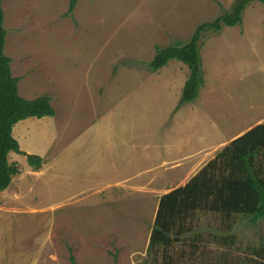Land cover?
Instances as JSON below:
<instances>
[{"label":"rangeland","instance_id":"obj_1","mask_svg":"<svg viewBox=\"0 0 264 264\" xmlns=\"http://www.w3.org/2000/svg\"><path fill=\"white\" fill-rule=\"evenodd\" d=\"M240 1L79 0L66 15L69 0H3L19 95L49 96L56 115L14 127L44 164L9 155L21 174L0 191V264L146 261L159 198L264 123V5L206 34L196 100L180 105L188 66L149 64ZM193 226L200 236L172 250L176 264H264V220L198 213Z\"/></svg>","mask_w":264,"mask_h":264},{"label":"trees","instance_id":"obj_2","mask_svg":"<svg viewBox=\"0 0 264 264\" xmlns=\"http://www.w3.org/2000/svg\"><path fill=\"white\" fill-rule=\"evenodd\" d=\"M254 1L264 5V0H241L231 13L199 25L187 43L156 48L149 64L153 72L174 60L190 70L180 105L196 100L204 85L201 47L206 34L241 25L245 10ZM78 2L70 0L68 14L74 12ZM2 3L0 0V191H5L13 178L21 174L19 165L9 161L10 153L25 155L35 172L44 164L41 156L21 150L13 135L14 127L31 118H52L56 111L49 96L25 99L19 95V80L13 77L12 60L5 52L7 30ZM198 213H212L226 219L244 216L253 224L264 220V123L224 145L184 186L159 198L146 261L142 264H176L172 250L188 241L193 243L200 236L193 226ZM257 256L264 258V247L257 251ZM71 261L77 264L73 255Z\"/></svg>","mask_w":264,"mask_h":264},{"label":"crops","instance_id":"obj_3","mask_svg":"<svg viewBox=\"0 0 264 264\" xmlns=\"http://www.w3.org/2000/svg\"><path fill=\"white\" fill-rule=\"evenodd\" d=\"M69 2H70V0H69ZM77 6H78V4H77ZM77 6H76V8H77ZM76 8H75V10H76ZM75 10H74V12H75ZM68 11H69V7H68ZM68 11L66 12V15H72V14L74 13V12H73V13H71V14H68ZM247 131H248V130H247ZM247 131H245L244 133H246ZM244 133H243V134H244ZM241 135H242V134H240L239 136H241ZM237 137H238V136H237ZM234 139H235V138H234ZM234 139H233V140H234ZM225 145H226V144H225ZM9 155H10V154H9ZM40 171H41V170H40ZM157 208H158V207H157ZM156 212H157V211H156Z\"/></svg>","mask_w":264,"mask_h":264}]
</instances>
